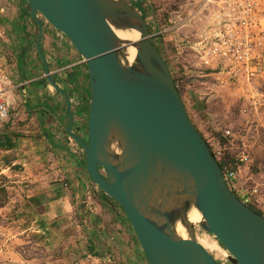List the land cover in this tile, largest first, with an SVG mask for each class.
I'll return each mask as SVG.
<instances>
[{"label": "water", "instance_id": "1", "mask_svg": "<svg viewBox=\"0 0 264 264\" xmlns=\"http://www.w3.org/2000/svg\"><path fill=\"white\" fill-rule=\"evenodd\" d=\"M25 1L38 23L36 48L50 84L60 90L41 50L37 15L86 63L87 126L81 120L73 132L70 114L67 142L82 148L91 181L120 205L148 263L220 264L197 241L190 220L197 212L230 264H264V215L229 189L143 15L127 0ZM115 30L139 33V39H121ZM129 47L136 49L132 63Z\"/></svg>", "mask_w": 264, "mask_h": 264}, {"label": "crops", "instance_id": "2", "mask_svg": "<svg viewBox=\"0 0 264 264\" xmlns=\"http://www.w3.org/2000/svg\"><path fill=\"white\" fill-rule=\"evenodd\" d=\"M26 16L12 21L8 34L0 40L17 64L11 73L14 86L25 84V94L21 88L5 93L10 114L7 121L0 122V188L6 193L0 205V234L5 259L9 264L14 255L19 256L20 264H105L110 257L95 253H104L110 246L121 249V235V239L130 240L135 252L118 257L120 264H148L130 224L103 201L99 188L82 167V158L72 155L67 146L70 114L74 117L72 131L81 125L79 107L74 111L72 101H79L78 96L88 86L86 63L65 35L41 21V50L51 60L50 71L61 91L53 87L36 48L39 27L31 14L34 26L18 36ZM13 26L18 30L15 34ZM18 39L28 45L24 57L15 48ZM103 237H107L106 242ZM30 244L35 256L25 249ZM40 246H44V256L36 253L37 249L42 251ZM80 248L83 253L78 263L75 256Z\"/></svg>", "mask_w": 264, "mask_h": 264}, {"label": "rangeland", "instance_id": "3", "mask_svg": "<svg viewBox=\"0 0 264 264\" xmlns=\"http://www.w3.org/2000/svg\"><path fill=\"white\" fill-rule=\"evenodd\" d=\"M143 1L150 34L162 32L156 39L157 41H152L159 46L161 54L169 64L171 74L174 80L177 81L176 84L190 118L213 150L215 152L222 151V157L228 151L233 156L232 159H235L234 162H236L243 153L249 155V162L241 164L238 178L240 184L244 187L259 190L253 206L250 205V207L264 212V81L229 88L217 87L212 78L203 76V69L199 67L194 52L183 47L187 39H193L197 33L212 22L213 9L216 4L214 6L208 0ZM212 1L216 3L219 0ZM28 8L25 0H0V34L3 31L2 27L5 28L8 34L10 23L17 20L22 14L27 15L26 28L34 26L35 21L32 18L30 19ZM37 18L40 21L45 20L41 15H37ZM5 36L4 34L1 39ZM81 98L77 102L73 100L72 104L75 108L74 111L79 107L78 112H76L78 116L81 115L80 120L84 121L86 127L88 118L87 102H82ZM254 100L260 101L257 109H255ZM84 107H86V110H83ZM227 131H230V134H227ZM74 132L77 133V131ZM218 133L222 137L228 138V144H220ZM88 197L92 200L91 194ZM1 202L0 204H3ZM118 211L119 217L125 223H129L123 212L120 209ZM90 219L91 217H89ZM111 220L114 221L113 218ZM195 222L199 223L200 221ZM122 228L124 230V227ZM195 231L197 241L218 262L227 259V251L213 235L206 233L199 224L195 226ZM122 237L119 236V247L121 249L110 246L108 247L109 250L103 253L111 257L112 260L111 263L107 261L105 264H120L118 257H121L122 254L125 257L134 254V247L131 246L130 240L121 239ZM103 241L106 242L107 237H103ZM40 247L42 251L37 249L36 253H39V256H44V246ZM3 248L2 235L0 234V264H9L3 254ZM25 249L30 250L29 254L35 256V248H31V244ZM82 249L80 248L75 256L78 263L79 257H81L79 255L83 253ZM139 251L142 252L141 247ZM46 256L50 257V254ZM13 257L16 258L11 260V264H20L17 258L19 256L14 255ZM87 264L95 263L88 262ZM96 264L104 263L99 262Z\"/></svg>", "mask_w": 264, "mask_h": 264}, {"label": "built area", "instance_id": "4", "mask_svg": "<svg viewBox=\"0 0 264 264\" xmlns=\"http://www.w3.org/2000/svg\"><path fill=\"white\" fill-rule=\"evenodd\" d=\"M208 1L214 6L216 4L212 22L183 45L194 52L199 67L203 69V76L212 78L220 88L264 81V0ZM161 34H150L151 41ZM3 35L0 34V40ZM11 56V51L0 44V122L7 121L10 114L9 104L4 100L5 93L21 88L25 94V84L14 86L11 73L17 70V64ZM46 59L50 63V58ZM259 104V100H254L255 109ZM67 146L74 156L81 157L82 148L75 140L69 138ZM216 156L223 158L222 151L216 152ZM249 160V155L243 153L238 161L230 163L222 171L229 189L248 206L254 204L259 194L257 188L248 189L241 185L238 178L241 164ZM226 258L220 264H230ZM108 260L111 263V257Z\"/></svg>", "mask_w": 264, "mask_h": 264}, {"label": "trees", "instance_id": "5", "mask_svg": "<svg viewBox=\"0 0 264 264\" xmlns=\"http://www.w3.org/2000/svg\"><path fill=\"white\" fill-rule=\"evenodd\" d=\"M127 1H129V3L133 6V7H135L142 15H143V17L146 19V9H145V5H144V1L143 0H127ZM26 2V1H25ZM27 21V20H26ZM26 21H24V23H23V29H21L23 32L22 33H20L17 29H16V26L14 27L15 28V31H13V33L15 34V32L16 31H18V36L19 35H21V34H23L24 33V30L26 29V27H27V22ZM26 25V26H25ZM150 31V30H149ZM24 34H26V33H24ZM36 35H37V32H36ZM23 37V36H22ZM19 38V37H18ZM36 41V40H35ZM154 43V45H155V42H153ZM15 45V48H16V50L18 51V54H21V53H23L22 55H23V57L27 54V50H28V45H25V44H22V42H21V40L20 39H18L17 40V43L16 44H14ZM156 46V45H155ZM156 47H158V46H156ZM159 49V48H158ZM16 51V52H17ZM21 61H19V62H23V58L22 59H20ZM175 81V83H177V81L176 80H174ZM89 91H88V86L86 87V88H84V90H83V93L84 94H86V98H84V102L86 103L87 102V96H90V93H88ZM179 92H180V90H179ZM180 94H181V92H180ZM83 110H86V107H84L83 108ZM87 111V110H86ZM88 113V112H87ZM218 139H219V142H220V144L221 145H225V144H228V138H226V137H222V135H220L219 133H218ZM207 141V140H206ZM208 143V142H207ZM208 145H209V147H210V149H211V152H212V154L214 155V157L216 158V160L218 161V163H219V165H220V167H221V169H222V171L225 169V167L227 166V165H229L230 163H233L234 162V160L235 159H232V155H230V153L227 151L226 153H225V156L223 157V158H221V159H219L217 156H216V152L213 150V148H212V146L208 143ZM81 158H82V167L84 168V170H86V167H85V165H86V159H85V157H84V155L82 154L81 155ZM100 195H101V197H102V199H103V201L104 202H108L110 205H111V203L114 201L112 198H110V197H108L107 195H105L101 190H100ZM5 197H6V193H5V190L4 189H1L0 188V201H2L1 203H3L4 202V199H5ZM0 205H2V204H0ZM118 206H119V204H118ZM251 206H253V205H251ZM253 210H255L256 212H258L259 214H261V215H264V213L261 211V210H259V209H257V208H253V207H251ZM125 217H126V215H125ZM126 219H127V217H126ZM96 220V219H95ZM138 241V240H137ZM90 250H91V252H93V250H94V247H93V245L91 244V246H90ZM107 250H109V249H107ZM106 250V251H107ZM144 254V253H143ZM95 255H97V256H101V257H103V253H95ZM144 257H146L145 256V254H144ZM149 264V263H148Z\"/></svg>", "mask_w": 264, "mask_h": 264}, {"label": "bare ground", "instance_id": "6", "mask_svg": "<svg viewBox=\"0 0 264 264\" xmlns=\"http://www.w3.org/2000/svg\"><path fill=\"white\" fill-rule=\"evenodd\" d=\"M117 35L124 40H129V41H136L139 39V33H131V32H126L122 30H115ZM125 54L127 56V60L132 63L134 61L135 55H136V49L134 47H129L125 50ZM190 220L193 224L197 225L195 221H201V216L197 212H192L190 214ZM179 233L184 237L187 238V233L183 229V227L178 228ZM199 243V242H198ZM200 244V243H199ZM201 245V244H200ZM202 246V245H201ZM203 247V246H202ZM204 248V247H203ZM208 251V250H207ZM209 252V251H208ZM210 253V252H209ZM211 254V253H210Z\"/></svg>", "mask_w": 264, "mask_h": 264}, {"label": "flooded vegetation", "instance_id": "7", "mask_svg": "<svg viewBox=\"0 0 264 264\" xmlns=\"http://www.w3.org/2000/svg\"><path fill=\"white\" fill-rule=\"evenodd\" d=\"M30 12V11H29ZM11 28V27H10ZM2 33L3 34H6V30H5V28L4 27H2ZM156 45V44H155ZM157 49H158V47H157ZM159 50V49H158ZM160 51V50H159ZM111 205H112V208L114 209V212L115 211H117L116 213L117 214H119L118 212V210L120 209L122 212H123V214H124V216H125V213H124V211L122 210V208L120 207V205L118 206V203L116 202V201H113L112 203H111ZM117 209V210H116ZM109 257V256H108Z\"/></svg>", "mask_w": 264, "mask_h": 264}]
</instances>
